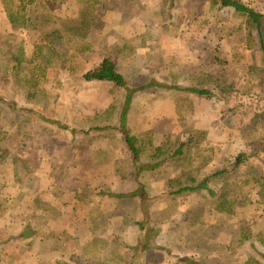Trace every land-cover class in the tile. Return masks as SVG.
<instances>
[{
	"label": "rangeland",
	"instance_id": "obj_1",
	"mask_svg": "<svg viewBox=\"0 0 264 264\" xmlns=\"http://www.w3.org/2000/svg\"><path fill=\"white\" fill-rule=\"evenodd\" d=\"M94 1L104 8L83 21V43L56 41L46 69L39 56L32 72L19 77L31 76V81L17 85L13 73L8 77L3 71L11 54L24 48L31 57L36 46L47 42L39 31L12 29L0 1V136L2 147L11 152L0 165V264H189L200 252L184 251L196 248L198 239L208 260L214 259L210 246L230 248L227 258L238 262L264 255L259 240L264 209L255 187H246L251 203L239 207L233 219L216 211L217 195H172L223 169L234 173L228 188L235 189L252 170L264 182V141L258 157L236 168L237 156L254 148L242 136V126L264 110L262 48L246 50L245 29L232 33L241 20L235 11H213L207 0L169 5L162 0ZM241 1L264 13V0ZM80 12L79 3L71 0L59 4L55 14L77 19ZM64 55L70 57L65 69ZM108 56L132 89L149 87L129 97L113 83L86 81L85 74ZM227 77L238 90L236 98L181 91L193 84L216 86V79ZM125 110V130L153 132L157 145L165 139L176 148L188 136L200 141V133L206 140L188 149L182 162L136 181L121 125ZM141 188L148 194L146 203L120 198ZM59 204L78 210L77 231L70 217L59 219ZM25 228L34 236L21 239ZM241 228L244 236L245 229L252 236L238 246ZM94 242L97 247L91 248ZM145 245L149 248L142 250ZM224 252L218 249L216 255Z\"/></svg>",
	"mask_w": 264,
	"mask_h": 264
},
{
	"label": "trees",
	"instance_id": "obj_2",
	"mask_svg": "<svg viewBox=\"0 0 264 264\" xmlns=\"http://www.w3.org/2000/svg\"><path fill=\"white\" fill-rule=\"evenodd\" d=\"M1 4L4 8L5 15L7 20L9 21L12 29L14 30H26V31H39L43 34L45 41L47 42V46H36V53L33 56H29L26 54V50L22 48L20 53H13L10 56V60H7V65H4L3 71L6 73L8 77L12 76L16 78L14 81V85L16 81L18 84L22 82L31 81L27 76L24 79H20V75L22 73H31V67L36 65L39 56H41L42 61L45 63L43 68L46 69V65L49 64L50 56L53 54L52 45L56 41H65L68 44H73L76 40L80 42L85 40L87 31L84 26H82L83 21L87 17H93L96 15L97 11L100 12L104 8V4H99L94 0H75L79 3L81 12L79 18L77 19H64L57 17L55 14L56 8L59 4L71 1V0H0ZM165 5L175 4L176 0H162ZM210 3L211 9L216 10L218 12H222L226 9H233L235 11V18L241 19L240 25L234 26L232 33L239 34L244 29L246 34L244 36V42L246 50H255L257 47H261L264 53V13L258 11L257 9L251 7L250 5L244 3L241 0H207ZM100 9L98 10V7ZM102 12V11H101ZM229 35V34H228ZM231 36V35H229ZM83 43V41H82ZM86 45V44H85ZM87 47V46H86ZM240 56V55H239ZM68 55H64L62 57V67L63 69L68 68ZM236 60V59H235ZM39 69L40 65L35 69ZM37 69V70H38ZM254 70V69H251ZM260 87L261 91L264 94V69H260ZM86 81L92 82H109L115 84L118 88L124 89L129 92V96L132 97L138 91L145 90L149 85L142 86L137 89H132L129 85L126 77L119 71L118 65L116 61L108 56L103 59L99 68L92 72H88L84 76ZM207 79L210 78L209 75L206 76ZM218 80L216 86L213 85H199L193 84L188 88L181 89L183 92L193 93L199 96H212L214 92H217L219 96L225 99L236 98V94L238 90L230 84L228 81V77L223 81L221 79ZM252 81H248L247 85H250ZM248 87V86H246ZM174 89L180 90V88L175 87ZM264 102V98L261 97ZM9 106L13 107V104H9ZM15 108V106H14ZM179 121L182 123L183 115L179 111ZM126 123V110L123 112L121 125L122 131L125 138V143L128 147V150L131 155V161L134 165L135 170V180L138 181L140 176L144 173H151L161 169L163 166L169 163H178L182 162L186 157V151L190 149L192 146H199L204 143L206 140V136L204 134H199L200 141L195 139V136H188L184 142H181L179 147H174V143L167 142L165 139H162L161 144H156L157 136L153 134V132H146L139 135H131L125 130ZM242 136L244 139L249 140L253 145V152L241 153L236 158V168H239L242 164L246 163L249 158L258 157L261 149V144L264 141V110L258 111L254 114L253 119L242 126ZM186 133V132H185ZM198 133V132H194ZM194 133L188 132L187 134L193 135ZM178 137V136H177ZM159 138V137H158ZM2 139L4 137L0 136V165H4L7 163L8 159L11 157V152L2 147ZM5 141H7L5 139ZM4 141V142H5ZM211 162L206 160V164ZM234 173L229 169H223L213 173L212 175L206 176L195 186H187L179 189L174 192L172 195L180 197L182 195H191L198 194L199 192H208L210 196L215 197L218 196V203L216 206V211L219 212L222 216L233 219L239 207L248 206L251 202L246 193L247 186L255 187L258 196L260 197L261 204L264 209V182L262 175L256 171L252 170L250 175H248L244 180H240L236 182L235 189L228 188L227 184L229 183L231 187V182L233 179ZM219 185V186H218ZM219 188L217 192L215 187ZM117 197L116 194H113L112 197ZM132 198L139 197L144 203L148 201V194L145 188H141L139 191L133 194L121 195L120 198ZM245 234L242 232V228L240 231V236L235 244L241 246L245 241L251 239V234L248 233L249 230L245 229ZM30 229L25 228L20 235L21 239H28L29 237H33L34 234ZM260 244L264 247V234L260 235ZM96 241V240H95ZM198 242H201V239H198ZM147 242H145L146 244ZM199 243H196V248L191 247L185 250L184 252L187 254L193 253L195 250L200 252V256L196 261H191L189 264H264V255L255 254L254 256L248 257L243 262H238L237 258L229 259L226 256V252L230 251V248L227 247H218V246H210V249L214 254V259L208 260L203 256V251L207 248L201 247ZM99 246V243H98ZM88 245V249H89ZM97 244L94 242L91 248H96ZM142 250H146L149 248L147 245L141 246ZM234 248V247H233ZM218 249L224 250L225 252L220 255H216L218 253ZM145 251H143L144 253ZM198 252V254H199ZM231 253L234 254V250L231 249ZM135 259V257H134ZM137 259V257H136ZM139 261H142V258H138ZM137 259V260H138ZM263 259V261L261 260ZM88 260H86V264H88ZM85 264V263H84ZM129 264H134L130 262ZM143 264V261H142Z\"/></svg>",
	"mask_w": 264,
	"mask_h": 264
},
{
	"label": "crops",
	"instance_id": "obj_3",
	"mask_svg": "<svg viewBox=\"0 0 264 264\" xmlns=\"http://www.w3.org/2000/svg\"><path fill=\"white\" fill-rule=\"evenodd\" d=\"M135 44L134 45H137L138 43L135 41L134 42ZM92 82H96V81H92ZM108 83V82H107ZM149 87V86H148ZM147 87V88H148ZM146 88V89H147ZM130 97V96H129ZM127 104H128V102H127ZM59 206H60V204H59ZM61 211H62V215H60L59 216V219H61V218H63V217H70L74 222H75V226L74 227H72L73 228V231H77L78 229H79V226H80V219H79V216H77V212H78V210L77 209H75L74 207H69V206H66V205H64V204H61ZM72 211V212H74L72 215H70V216H67V215H69V214H66L65 213V211ZM72 235H74L73 233L71 234V236Z\"/></svg>",
	"mask_w": 264,
	"mask_h": 264
}]
</instances>
